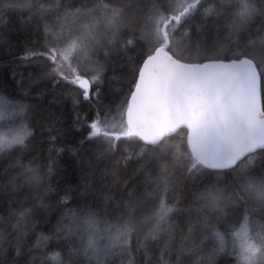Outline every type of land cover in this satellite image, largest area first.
Segmentation results:
<instances>
[{
    "label": "snow or ice",
    "instance_id": "obj_1",
    "mask_svg": "<svg viewBox=\"0 0 264 264\" xmlns=\"http://www.w3.org/2000/svg\"><path fill=\"white\" fill-rule=\"evenodd\" d=\"M17 6L35 35L14 57L21 94H0V188L29 191L0 200V264H45L53 240L56 264H264V0H0ZM124 57L122 98L106 102ZM93 152L114 208L90 184ZM68 158L83 184L58 167ZM42 193L60 215L36 234Z\"/></svg>",
    "mask_w": 264,
    "mask_h": 264
},
{
    "label": "trees",
    "instance_id": "obj_2",
    "mask_svg": "<svg viewBox=\"0 0 264 264\" xmlns=\"http://www.w3.org/2000/svg\"><path fill=\"white\" fill-rule=\"evenodd\" d=\"M31 0H13V3L16 5H23L25 3H29ZM79 2V0H78ZM29 16L30 13L27 8L23 7H15L8 12H0V37H4V39H0V94L6 92L16 93L18 95L21 94L20 89L16 83V80L20 79V71L21 69H17L15 73V79L13 76V68L16 67L14 63V57L17 55H23L21 48L23 47V42L29 37L35 35V25L29 24ZM10 41L12 44V48L10 51L7 50V42ZM126 62V57L121 58L120 60L114 59L108 66L105 76V83L102 86V97L106 102H112L117 100L118 98H122L120 94L122 79L124 69L121 67V64ZM25 77H27V73H24ZM126 91V89H125ZM36 93L33 92L32 96L27 97L26 100L31 101L35 98ZM7 98V97H6ZM47 101L41 100L39 101V107L37 109V120L39 122H43V117L47 114ZM58 115L60 119L63 121L64 126L72 125L75 121V115L71 111L70 106L64 107L62 111H58ZM83 115V114H82ZM4 129L0 128V134L4 133ZM92 158V163L95 168V176L90 181V184L93 186V190L96 195L99 197V203L103 208L105 205L111 203V207L114 208L116 206V201L112 200L111 202L107 201L104 197V192L107 190V184L111 180V177L108 176L107 180H102L101 177L105 176L106 173L104 169L106 166H109V161L107 160H98L96 159L95 153H90ZM10 162V157H4L0 159V169H3ZM64 165L66 167L68 173V179L73 182H79L81 184L84 183L83 180H80L79 166L78 164L68 158L62 159L58 162V167L60 165ZM134 163H131L125 171L123 165L120 169V176L123 179H127L128 175L131 173L132 167H134ZM62 182V176L58 172L54 174L51 181H46V183H51L52 187L55 188L58 183ZM185 183L188 188H191L195 183V178H186ZM29 190L26 188L23 190V193L15 194L12 193L9 189V192L6 194L2 188H0V200H6L8 197L13 195H23L26 194ZM46 201L52 204V209L50 213H46L44 209H40V219L37 221V227L35 229L36 234L40 231H44L47 234L48 229L55 224L56 219L60 215V210L57 208V197L54 194H43ZM117 197L119 193L116 194ZM175 194H169V200L173 198ZM182 199L187 202L189 199V193L183 192ZM111 211V208L109 209ZM45 215L51 216V224H45L43 222V217ZM115 222V221H114ZM30 239L34 242L35 236L30 237ZM62 249L56 245L55 240L50 242L47 248L42 252L38 253L42 259L45 260V264H56V259L54 254L56 252H60ZM48 256H53L52 259H47ZM66 258V253H65ZM116 264H120V260H116Z\"/></svg>",
    "mask_w": 264,
    "mask_h": 264
}]
</instances>
